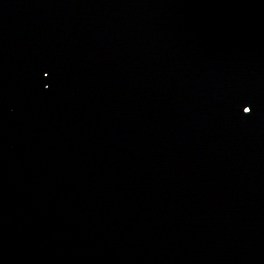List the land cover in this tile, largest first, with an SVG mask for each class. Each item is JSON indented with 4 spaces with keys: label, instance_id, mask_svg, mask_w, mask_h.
<instances>
[{
    "label": "water",
    "instance_id": "95a60500",
    "mask_svg": "<svg viewBox=\"0 0 264 264\" xmlns=\"http://www.w3.org/2000/svg\"><path fill=\"white\" fill-rule=\"evenodd\" d=\"M0 264H264V0H0Z\"/></svg>",
    "mask_w": 264,
    "mask_h": 264
},
{
    "label": "snow or ice",
    "instance_id": "6c2138e0",
    "mask_svg": "<svg viewBox=\"0 0 264 264\" xmlns=\"http://www.w3.org/2000/svg\"><path fill=\"white\" fill-rule=\"evenodd\" d=\"M243 110H245V111H246V109H243Z\"/></svg>",
    "mask_w": 264,
    "mask_h": 264
}]
</instances>
